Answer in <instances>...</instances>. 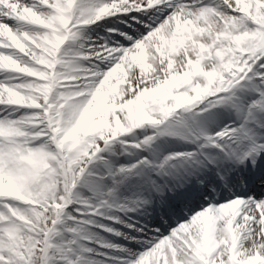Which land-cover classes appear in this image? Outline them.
I'll use <instances>...</instances> for the list:
<instances>
[{
    "label": "snow or ice",
    "instance_id": "1",
    "mask_svg": "<svg viewBox=\"0 0 264 264\" xmlns=\"http://www.w3.org/2000/svg\"><path fill=\"white\" fill-rule=\"evenodd\" d=\"M0 264H264V0H0Z\"/></svg>",
    "mask_w": 264,
    "mask_h": 264
}]
</instances>
